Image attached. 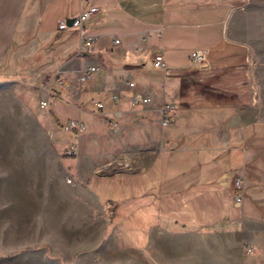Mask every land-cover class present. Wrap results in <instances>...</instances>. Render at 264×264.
<instances>
[{
    "label": "crops",
    "instance_id": "0c3cea01",
    "mask_svg": "<svg viewBox=\"0 0 264 264\" xmlns=\"http://www.w3.org/2000/svg\"><path fill=\"white\" fill-rule=\"evenodd\" d=\"M92 6L100 9L82 34L95 41L81 53L80 31L62 29L59 22ZM33 39V55L50 67L51 93L46 90L43 98L49 102L51 131L64 130L66 118L98 116L96 124L86 127L91 144L79 147L77 156H63L68 144L59 151L51 148L63 167L51 190L61 198H75L87 221L99 210L101 196L90 188L94 176L140 175L162 159L167 169L162 173L165 194L174 188L168 170L176 159L191 151H204L209 157L222 152L246 156L252 134L264 129V0H0V63H12ZM196 50L207 52L205 64L191 63ZM156 53L163 54L166 69L154 67ZM91 66L96 70L82 82V72ZM134 92L150 95L151 102L133 104ZM162 118L169 120L166 126ZM66 162L75 163V175ZM203 163L192 164L189 181L212 180V164L201 170ZM245 164L246 160L229 172V189L233 190V175ZM203 170L210 173L204 175ZM158 215L149 242L162 230L185 232L180 221ZM242 217L225 218L232 231L242 227V238L263 258L264 218L244 213Z\"/></svg>",
    "mask_w": 264,
    "mask_h": 264
},
{
    "label": "rangeland",
    "instance_id": "374dc122",
    "mask_svg": "<svg viewBox=\"0 0 264 264\" xmlns=\"http://www.w3.org/2000/svg\"><path fill=\"white\" fill-rule=\"evenodd\" d=\"M36 42L31 40L12 63H0V264H264L260 250L242 238V227L232 231L227 215L215 223L197 224L205 217L199 203L197 216L186 225L192 226L190 229L182 226V234L174 233L180 230H162L149 242L151 227L132 237L124 235L125 223L121 221L106 233L118 202L111 204L106 198L119 197L118 189L96 185L94 191L101 196L99 210L90 221L75 198H61L52 191L51 182L63 167L52 157L51 148L59 151L73 142L79 147L90 145L92 135L88 130L76 140L71 131H51L49 107H39L45 91L51 93L47 79L50 67L39 64L42 57L33 55ZM81 116L75 120L85 127L97 123V115ZM248 146L246 156L240 152V160L246 164L236 173L245 172V191L263 205L255 213L259 219L264 215V129L252 134ZM69 164L75 175V163L66 162ZM68 179L65 181L75 183ZM248 203L245 197V209ZM231 205L243 208L235 205L234 196ZM145 240L148 242L143 247L131 245ZM249 246L254 247L252 251Z\"/></svg>",
    "mask_w": 264,
    "mask_h": 264
},
{
    "label": "trees",
    "instance_id": "16d2710c",
    "mask_svg": "<svg viewBox=\"0 0 264 264\" xmlns=\"http://www.w3.org/2000/svg\"><path fill=\"white\" fill-rule=\"evenodd\" d=\"M240 156L237 154L227 156L226 152H222L209 157L208 153L204 151L188 152L184 157L176 159L174 165L168 170V173L174 176L171 180V186L174 188L173 191L167 190L165 194H163L162 173L164 169H167L162 159H157L150 170L140 175H116L105 179L94 176L91 181L93 190L96 191L97 184H103L118 189V192L120 191L119 197L106 198L111 204L118 201L112 218L106 227V233L110 232L121 221L125 223L124 235L130 234L134 237L142 232L146 233L147 230H144L146 227L150 228L159 224L158 213H160L162 220L173 219L187 225L194 221L197 216L196 204L198 203L204 208L202 213L205 216L203 221L197 223L199 225L214 222L224 215H227L229 219L240 218L243 213L256 217L257 203L253 198L254 195L249 192L245 191V197L249 199L248 209L237 210L231 205L234 191L229 189V172L238 170L242 166ZM172 157L173 154L168 155L167 159ZM197 160L204 162L201 170L203 168L209 170L210 168L206 169L207 164H212V180L208 178L197 184L192 179L189 181L188 175L194 170L192 164H195ZM178 165L183 172L180 173ZM186 167L189 170H186ZM203 173L205 175L210 172L203 170ZM259 185L257 184L258 187ZM206 217H209L210 221H206ZM260 218H264V215ZM146 241L131 243V245L138 248L143 247Z\"/></svg>",
    "mask_w": 264,
    "mask_h": 264
},
{
    "label": "built area",
    "instance_id": "2783aa9c",
    "mask_svg": "<svg viewBox=\"0 0 264 264\" xmlns=\"http://www.w3.org/2000/svg\"><path fill=\"white\" fill-rule=\"evenodd\" d=\"M98 6H92L89 7L83 11H81L77 16L73 18V27L78 29L80 31V52H87L89 48L92 46V44L95 41L94 36H85L82 34L83 27L85 23L90 20L93 16L96 15V13L99 11ZM60 28H68L66 19H63L59 22ZM146 36L142 38V40H145ZM114 42L116 44L120 43V39L118 37H115ZM137 49L140 50L141 46L138 45ZM206 57L207 52L204 50H196L191 54L190 60L193 65H203L206 63ZM153 65L156 68H165L166 66L164 64V56L162 53H156L153 57ZM96 70L95 66L89 67L86 71L82 72L80 79L82 82H85L90 79L92 76V73ZM130 87H134V82H128ZM114 100H117V95L115 94L113 96ZM152 98L150 95H142L139 92H134L132 95V103L133 104H149L151 102ZM49 106L48 99L44 98L41 99L39 102V107L43 110H45ZM98 107H102L101 103H97ZM169 120L167 118H162L161 124L162 126H166L168 124ZM113 125H116L115 123ZM63 127L67 131L73 132L72 137L74 139H79V135L81 133H84L86 131L85 125L80 120H69L68 122L63 123ZM64 154L74 157L79 154V145L78 143H71L68 148L65 150ZM68 182H71V179H68ZM245 188H246V175L245 172H238L233 175V189H234V203L237 207H242L244 204L245 199ZM254 247L249 246L248 250L252 251Z\"/></svg>",
    "mask_w": 264,
    "mask_h": 264
},
{
    "label": "water",
    "instance_id": "95a60500",
    "mask_svg": "<svg viewBox=\"0 0 264 264\" xmlns=\"http://www.w3.org/2000/svg\"><path fill=\"white\" fill-rule=\"evenodd\" d=\"M66 22H67V27L68 28L73 27V18H67Z\"/></svg>",
    "mask_w": 264,
    "mask_h": 264
}]
</instances>
